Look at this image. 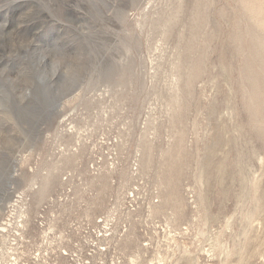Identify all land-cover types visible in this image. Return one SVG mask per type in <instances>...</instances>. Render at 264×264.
<instances>
[{"label": "rangeland", "instance_id": "374dc122", "mask_svg": "<svg viewBox=\"0 0 264 264\" xmlns=\"http://www.w3.org/2000/svg\"><path fill=\"white\" fill-rule=\"evenodd\" d=\"M0 264H264V0H0Z\"/></svg>", "mask_w": 264, "mask_h": 264}, {"label": "bare ground", "instance_id": "6f19581e", "mask_svg": "<svg viewBox=\"0 0 264 264\" xmlns=\"http://www.w3.org/2000/svg\"><path fill=\"white\" fill-rule=\"evenodd\" d=\"M254 193H255V191H254Z\"/></svg>", "mask_w": 264, "mask_h": 264}]
</instances>
